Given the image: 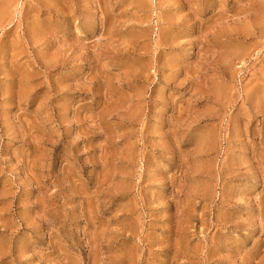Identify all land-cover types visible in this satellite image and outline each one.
Here are the masks:
<instances>
[{
  "label": "rangeland",
  "instance_id": "rangeland-1",
  "mask_svg": "<svg viewBox=\"0 0 264 264\" xmlns=\"http://www.w3.org/2000/svg\"><path fill=\"white\" fill-rule=\"evenodd\" d=\"M0 264H264V0H0Z\"/></svg>",
  "mask_w": 264,
  "mask_h": 264
}]
</instances>
